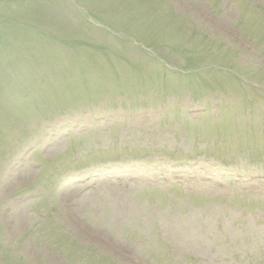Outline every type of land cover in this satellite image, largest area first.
<instances>
[{
  "label": "rangeland",
  "instance_id": "obj_1",
  "mask_svg": "<svg viewBox=\"0 0 264 264\" xmlns=\"http://www.w3.org/2000/svg\"><path fill=\"white\" fill-rule=\"evenodd\" d=\"M234 1L0 0V264H264V0Z\"/></svg>",
  "mask_w": 264,
  "mask_h": 264
},
{
  "label": "trees",
  "instance_id": "obj_2",
  "mask_svg": "<svg viewBox=\"0 0 264 264\" xmlns=\"http://www.w3.org/2000/svg\"><path fill=\"white\" fill-rule=\"evenodd\" d=\"M237 2H238V6L240 7V9H241V11H242V13H243V15H246L247 13H248V11L250 10V9H253V8H255V7H262V6H258V5H256V4H254V3H249V2H247V1H241V0H237ZM249 7H250V9H249ZM262 10H263V7L261 8ZM263 13H264V10H263ZM263 18H264V16H262ZM264 25L262 26V29L264 30ZM197 53H199V50H194L193 51V55H195V54H197ZM196 65H199V64H196ZM194 68L196 69V68H198V67H196V66H194ZM211 69H213V68H211ZM247 84H249L253 89H255V90H257L258 88L256 87V86H254L252 83H247ZM244 91H246V89L244 88ZM254 96L256 97V98H259L258 96H257V93H254ZM252 100L250 99L249 100V102H251ZM252 103V102H251ZM264 253V252H263ZM82 255H84L85 256V258H87L88 256H91L92 258H96V260H95V262L97 263V264H111L106 258H104V257H102V256H97L95 253H92V252H89V253H84V254H82ZM113 264V263H112Z\"/></svg>",
  "mask_w": 264,
  "mask_h": 264
}]
</instances>
